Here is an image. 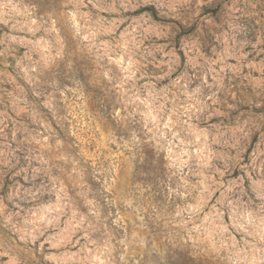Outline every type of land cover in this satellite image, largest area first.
<instances>
[{"label":"rangeland","instance_id":"374dc122","mask_svg":"<svg viewBox=\"0 0 264 264\" xmlns=\"http://www.w3.org/2000/svg\"><path fill=\"white\" fill-rule=\"evenodd\" d=\"M0 264H264V0H0Z\"/></svg>","mask_w":264,"mask_h":264},{"label":"trees","instance_id":"16d2710c","mask_svg":"<svg viewBox=\"0 0 264 264\" xmlns=\"http://www.w3.org/2000/svg\"><path fill=\"white\" fill-rule=\"evenodd\" d=\"M146 10H148V9H146ZM149 10H152L153 11V9H149ZM153 16H155V13H153Z\"/></svg>","mask_w":264,"mask_h":264}]
</instances>
